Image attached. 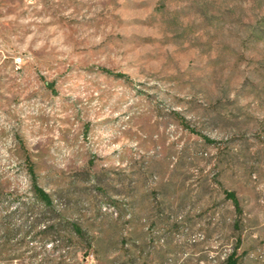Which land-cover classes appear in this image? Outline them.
<instances>
[{
	"label": "rangeland",
	"instance_id": "1",
	"mask_svg": "<svg viewBox=\"0 0 264 264\" xmlns=\"http://www.w3.org/2000/svg\"><path fill=\"white\" fill-rule=\"evenodd\" d=\"M24 150L86 238L7 262L0 225V264H264V0H0V191L22 199Z\"/></svg>",
	"mask_w": 264,
	"mask_h": 264
},
{
	"label": "trees",
	"instance_id": "2",
	"mask_svg": "<svg viewBox=\"0 0 264 264\" xmlns=\"http://www.w3.org/2000/svg\"><path fill=\"white\" fill-rule=\"evenodd\" d=\"M108 74L114 75L109 71ZM116 77L123 75L115 74ZM24 163L29 177V190L26 199L18 198L14 194H4L0 191V209L5 212V217L0 225L4 228L5 234L2 237L4 244L9 248L13 241H17L18 249L12 251L8 249L4 255L5 260H18L17 255L22 247L29 248L33 241H38L43 248L47 245H63L69 240V234L78 240L86 238V232L78 221H70L64 218L65 209H60L53 197L41 186L36 173L35 165L31 161L29 154L24 150ZM237 209L241 212L240 203L235 193H227ZM24 228L25 231H24ZM33 234V235H32ZM15 245V246H16ZM21 246V247H20ZM92 243H88V248H92ZM14 257H11V256ZM227 264H238L235 254H232Z\"/></svg>",
	"mask_w": 264,
	"mask_h": 264
}]
</instances>
